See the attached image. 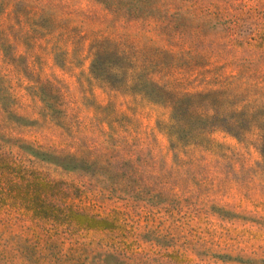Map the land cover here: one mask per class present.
Segmentation results:
<instances>
[{
    "label": "rangeland",
    "instance_id": "rangeland-1",
    "mask_svg": "<svg viewBox=\"0 0 264 264\" xmlns=\"http://www.w3.org/2000/svg\"><path fill=\"white\" fill-rule=\"evenodd\" d=\"M0 264H264V0H0Z\"/></svg>",
    "mask_w": 264,
    "mask_h": 264
}]
</instances>
